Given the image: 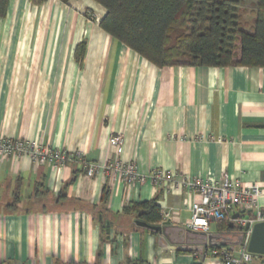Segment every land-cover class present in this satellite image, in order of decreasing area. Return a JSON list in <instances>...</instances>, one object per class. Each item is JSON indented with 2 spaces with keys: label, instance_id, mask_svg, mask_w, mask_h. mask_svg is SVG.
I'll list each match as a JSON object with an SVG mask.
<instances>
[{
  "label": "crops",
  "instance_id": "crops-1",
  "mask_svg": "<svg viewBox=\"0 0 264 264\" xmlns=\"http://www.w3.org/2000/svg\"><path fill=\"white\" fill-rule=\"evenodd\" d=\"M255 4L242 0L240 10L253 13ZM103 15L90 0H8L0 135L98 167L115 158L109 139L121 136L118 159L135 164L143 180L128 185L102 170L88 177L75 163L57 169L0 157V264H219L211 254L161 249L158 234L123 209L155 200L169 214L163 222L184 229L192 195L154 185L156 169L176 182L220 183L226 175L237 188L264 187V68H159L103 32ZM258 205L264 210V194Z\"/></svg>",
  "mask_w": 264,
  "mask_h": 264
},
{
  "label": "trees",
  "instance_id": "trees-1",
  "mask_svg": "<svg viewBox=\"0 0 264 264\" xmlns=\"http://www.w3.org/2000/svg\"><path fill=\"white\" fill-rule=\"evenodd\" d=\"M41 6L47 0H27ZM68 5L78 0H58ZM104 10L99 28L156 67L264 68V0H256L254 23L240 22L242 0H90ZM8 0H0V19ZM84 44L76 59L81 60ZM108 190H103L102 203ZM123 213L154 226L163 222L155 200L133 203ZM218 234L235 237L240 231L216 222ZM223 246L213 245L219 250Z\"/></svg>",
  "mask_w": 264,
  "mask_h": 264
},
{
  "label": "built area",
  "instance_id": "built-area-1",
  "mask_svg": "<svg viewBox=\"0 0 264 264\" xmlns=\"http://www.w3.org/2000/svg\"><path fill=\"white\" fill-rule=\"evenodd\" d=\"M109 146L113 149L115 158L98 167L95 164L86 163L80 154L70 155L65 152L44 147L39 143L21 139H8L0 135V157H27L38 166L45 164L53 168L63 167L69 163H75L88 177L96 172L105 171L128 185L142 182L137 167L132 162L122 163L118 159L122 146L121 136H112ZM149 179L157 187L164 186L168 191L184 189L192 195L190 207V220L184 229L197 234L207 235L210 226L216 222L231 223L243 237L241 246L236 251L230 249L206 250L207 255L217 256L219 264H250L255 255L247 252L246 247L251 229L255 224L264 223V210L258 205V198L264 194V187L257 184L237 188L225 175L220 183H212L201 178H183L174 181L164 171L153 170ZM162 220L169 218V214H161ZM195 264H203L197 262Z\"/></svg>",
  "mask_w": 264,
  "mask_h": 264
},
{
  "label": "water",
  "instance_id": "water-1",
  "mask_svg": "<svg viewBox=\"0 0 264 264\" xmlns=\"http://www.w3.org/2000/svg\"><path fill=\"white\" fill-rule=\"evenodd\" d=\"M136 224L156 232L158 234L157 243L161 249L197 253L200 254L201 260H203L201 254L210 246L238 247L241 246L243 240L241 234L234 238L220 234H195L180 227H173L169 221L163 222L160 226H149L142 222H136ZM229 228H233L231 223H229ZM246 250L252 255L264 257V223H258L252 227Z\"/></svg>",
  "mask_w": 264,
  "mask_h": 264
},
{
  "label": "rangeland",
  "instance_id": "rangeland-1",
  "mask_svg": "<svg viewBox=\"0 0 264 264\" xmlns=\"http://www.w3.org/2000/svg\"><path fill=\"white\" fill-rule=\"evenodd\" d=\"M244 8H246L247 10L239 11L240 22L245 29H248L254 23V14L251 12V8H249V6H246Z\"/></svg>",
  "mask_w": 264,
  "mask_h": 264
}]
</instances>
